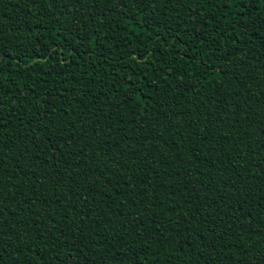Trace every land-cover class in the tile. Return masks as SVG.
I'll return each mask as SVG.
<instances>
[{"label":"trees","instance_id":"obj_1","mask_svg":"<svg viewBox=\"0 0 264 264\" xmlns=\"http://www.w3.org/2000/svg\"><path fill=\"white\" fill-rule=\"evenodd\" d=\"M0 264H264V0H0Z\"/></svg>","mask_w":264,"mask_h":264}]
</instances>
